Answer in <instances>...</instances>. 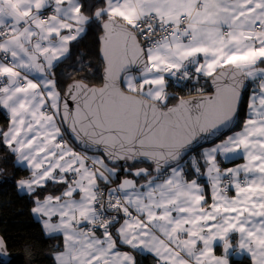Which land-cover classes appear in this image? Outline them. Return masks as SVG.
Listing matches in <instances>:
<instances>
[{"label":"snow or ice","instance_id":"6c2138e0","mask_svg":"<svg viewBox=\"0 0 264 264\" xmlns=\"http://www.w3.org/2000/svg\"><path fill=\"white\" fill-rule=\"evenodd\" d=\"M83 8L81 0H0V107L11 121L0 136L31 173L16 181L35 197L31 213L46 236H62L54 264H136L117 247L116 224L120 244L159 264H229L234 234L240 253L264 264V0H103L91 15ZM94 22L103 33L104 83L68 85L73 110L52 70ZM133 67L138 75L129 74ZM192 74L212 78L215 95L179 98L163 110L166 76ZM247 80L259 88L242 129L204 149V172L192 157L197 178L189 181L179 161L201 136L233 123ZM61 124H70L82 148L103 145L108 161L155 168L132 173L142 183L125 178L110 187L117 168L74 151ZM218 155L244 163L222 170ZM49 181L66 187L41 198L37 189Z\"/></svg>","mask_w":264,"mask_h":264},{"label":"trees","instance_id":"16d2710c","mask_svg":"<svg viewBox=\"0 0 264 264\" xmlns=\"http://www.w3.org/2000/svg\"><path fill=\"white\" fill-rule=\"evenodd\" d=\"M81 2L84 5L82 10L86 15L94 13L96 7L103 6V0H81ZM102 34L100 24L98 22L91 23L86 34L71 43L67 57L53 68L56 87L61 94V98H63L68 85L75 80H83L89 85H102L104 62L101 60L99 53L100 36ZM263 65L260 64V66ZM209 80L210 77L203 75L197 77L195 74H192L191 78L186 80H177L168 76L166 87L168 94L167 106L164 107L162 105L161 107L167 109V107L176 104L179 98L211 92ZM250 92L251 85L241 102L238 111L239 121L234 130L242 127L243 121L247 116ZM9 124V113L6 109L0 107V126L2 131H6ZM203 147L190 153L180 163V165H183L189 180L197 178L191 168L192 157L200 160L201 172L205 171L201 155ZM219 161L224 166L228 164L222 161L221 158H219ZM106 163L109 167H114L118 170L117 176L113 179L114 182L118 181L122 176H132V173L139 167L145 166L149 168V171H153L152 163L132 161H123L116 164ZM125 168L129 169V171L125 172ZM30 174L29 170L17 163L16 157L11 153L8 146L4 144L2 136H0V234L6 242L11 257L7 264H54L53 257L55 253L62 250V236L58 234L45 235L41 223L31 213L35 197L22 194L16 185V181L27 178ZM153 174L155 173L153 172ZM142 178L138 177L139 180ZM199 182L207 184L204 177H200ZM65 187L66 185L64 184L49 182L45 187L37 189V193L43 198L48 194H60ZM208 198L210 199V196ZM112 233L115 237V230ZM115 238L119 241L117 237ZM123 248L129 249L124 246ZM134 254L136 264H158L157 258L153 255L141 254L136 251H134ZM230 260L231 264H251L249 256L241 259L231 256Z\"/></svg>","mask_w":264,"mask_h":264},{"label":"water","instance_id":"95a60500","mask_svg":"<svg viewBox=\"0 0 264 264\" xmlns=\"http://www.w3.org/2000/svg\"><path fill=\"white\" fill-rule=\"evenodd\" d=\"M99 53H100V58L101 60L104 62V69L102 71V84L104 83V75H105V67H106V63L103 59V54L101 52V42H100V50H99ZM131 72H138V69H136L135 67L132 68ZM123 73H121V76H120V79L121 81L123 80ZM83 82L85 84H88L86 83L85 81L83 80H75L73 81L71 84H73L74 82ZM89 85V84H88ZM209 85H210V89H211V92H207V93H203V94H197V95H193V96H190V97H187V98H184L186 100H191V99H194V98H199L201 96H209V95H215L216 93V85H214L212 83V78H210L209 80ZM89 86H96V87H99V85H89ZM102 86V85H101ZM123 83H121V87H123ZM250 87V80H247L245 82V85L244 87L240 90V96H239V100L237 102V112H236V115H235V119L233 121V123L228 127V128H222L220 129V131L215 135V136H209V135H204V136H201L196 142L193 143L192 147H191V150L188 151L184 156L183 158L179 161V163H181L190 153H192L193 151H195L196 149L198 148H201L203 146H207V145H210V144H213L214 142L218 141L220 138H222L223 136H225L227 133H230L231 131H233L237 124H238V121H239V108H240V105H241V102L247 92V90L249 89ZM68 91V88L66 90V92ZM65 92V93H66ZM67 99V103L69 105V108L70 109H75L76 108V105H77V101H74L71 99L70 96L68 97H65V94L62 98V102L64 99ZM79 99V98H78ZM175 105V104H174ZM172 105V106H174ZM170 106V107H172ZM163 110H167V109H163ZM63 127H64V130L67 134V136L70 138V140L72 142H74V144L77 146V148L81 151H84V152H87L89 154H98V155H101L102 157L105 158L106 162L110 163V164H116V163H120V162H123V160H120V161H108L105 157V153H104V148H103V145H99V146H93V148L91 150L89 149H85V148H82L81 147V144L80 142H78L75 137H74V134L71 132V129H70V124H63ZM0 130H2L1 126H0ZM132 162H137V161H132ZM143 163H152L153 164V169L155 168V165L152 161H143ZM98 235V234H97ZM0 238H3V236L0 234ZM5 241V240H4ZM11 260V257H10V254H9V251L7 249V245H6V242H5V246L4 248L0 249V263L2 264H7L9 261Z\"/></svg>","mask_w":264,"mask_h":264},{"label":"crops","instance_id":"0c3cea01","mask_svg":"<svg viewBox=\"0 0 264 264\" xmlns=\"http://www.w3.org/2000/svg\"><path fill=\"white\" fill-rule=\"evenodd\" d=\"M71 45V44H70ZM70 45H69V50H70ZM260 66V65H259ZM260 67H264V65L263 66H260ZM134 73H137V75H138V72H134ZM166 81H168V76H166ZM250 85H251V92L249 93V96H248V104H249V102H250V98H251V96H252V92H253V90L254 89H257L258 90V88H259V80H256V81H253V80H250ZM10 115V114H9ZM248 118V107H247V116L245 117V119H244V121L246 120ZM244 121H243V123H244ZM11 122V121H10ZM242 127H243V125H242ZM242 127L241 128H239V129H237V130H234L233 132H231V133H229V134H227L226 136H223V138L221 139H219L218 141H216V142H214L213 144H210V145H207V146H204L203 147V149H202V153H203V151H204V149H206V148H210V147H213L215 144H218V143H221L223 140H225L228 136H230V135H233V133H235V132H238V131H240L241 129H242ZM61 131H62V134H63V129H62V127H61ZM74 151H76V152H81V153H86L88 156H100V157H102L101 155H98V154H89V153H87V152H84V151H81V150H78V149H76L74 146H70ZM102 158H104V157H102ZM219 158H221V160L222 161H224V162H226V163H228L226 166H224V165H222L221 163H220V161H219ZM217 160H218V162H219V164H220V167H221V169L223 170V169H226V168H231V167H235L236 165H238V164H242V163H244V161H243V159H236V160H234V161H225L224 159H223V157H221V156H217ZM105 162H106V160H105ZM90 163V162H89ZM22 167H24L23 165H21ZM182 167H183V165H181ZM25 168V167H24ZM184 168V167H183ZM138 169H141V168H138ZM143 169H146V168H143ZM137 170V169H136ZM135 170V171H136ZM134 171V172H135ZM125 178H127V179H134V180H136L138 183H142L143 182V178L141 179V180H139L138 179V177H135L134 175H125V176H122L118 181H113L112 182V184L110 185V187H115L116 185H118L120 182H121V180H123V179H125ZM188 179V178H187ZM189 180V179H188ZM190 181V180H189ZM49 182H51V181H49ZM48 182V183H49ZM205 182H206V180H205ZM204 187H205V193H206V199L208 200V203L209 204H211V189H210V187L206 184H202ZM21 192V191H20ZM208 192H209V195H208ZM22 194H26L25 192H21ZM229 196H232V195H234L235 193H234V191H232V190H229L228 191V193H227ZM49 195V194H48ZM51 195H53V196H55V195H59V194H51ZM208 196H210V199L208 198ZM36 218V217H35ZM37 219V218H36ZM123 222V221H122ZM121 222V223H122ZM119 227V225L117 226V228ZM59 235V234H58ZM98 235H100L99 233H98ZM115 238V237H114ZM231 243H232V245H233V249H231L230 251H229V254H228V261H229V264H231V260H230V257L231 256H233L234 258H237V259H241V258H243V257H248L249 255L247 254V253H244V254H241L240 253V250H239V248H238V236H236L235 234L233 235V237H232V240H231ZM123 246L124 247H128V246H126V245H122V244H120L119 243V241H117V247L119 248V250L120 251H122V252H129L130 254H132L134 257H135V254H134V251L131 249V248H129V249H125V248H123ZM136 252H139V253H141V254H148V255H153V256H155L154 254H151V253H148V252H141V251H136ZM214 253H215V255H217V256H223L224 255V252H223V245H222V243L221 242H216V244L214 245ZM250 257V256H249ZM157 261H158V259H157ZM158 264H159V262H158Z\"/></svg>","mask_w":264,"mask_h":264},{"label":"flooded vegetation","instance_id":"af4514ba","mask_svg":"<svg viewBox=\"0 0 264 264\" xmlns=\"http://www.w3.org/2000/svg\"><path fill=\"white\" fill-rule=\"evenodd\" d=\"M61 127H62V129H63V139L68 143L69 146H74V147L76 148V145L74 144V142H72V141L70 140V138L67 137V134H66V132H65V130H64V127H63V124H61ZM76 149H77V148H76ZM101 186H103V184H102ZM97 234H98V233H97Z\"/></svg>","mask_w":264,"mask_h":264},{"label":"built area","instance_id":"2783aa9c","mask_svg":"<svg viewBox=\"0 0 264 264\" xmlns=\"http://www.w3.org/2000/svg\"><path fill=\"white\" fill-rule=\"evenodd\" d=\"M143 43V42H142ZM103 187V186H102ZM119 219H120V223L123 221V215L121 214L120 215V217H119ZM119 224H116L112 229H110L111 231H114L116 228H117V226H118ZM97 233H99V230L97 231Z\"/></svg>","mask_w":264,"mask_h":264},{"label":"rangeland","instance_id":"374dc122","mask_svg":"<svg viewBox=\"0 0 264 264\" xmlns=\"http://www.w3.org/2000/svg\"><path fill=\"white\" fill-rule=\"evenodd\" d=\"M129 74H131V75H137V73H134V72H130ZM139 168H146L147 170H149V168L148 167H145V166L139 167Z\"/></svg>","mask_w":264,"mask_h":264}]
</instances>
